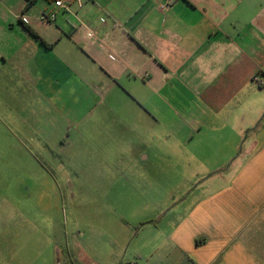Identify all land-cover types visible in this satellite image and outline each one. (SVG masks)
<instances>
[{"label": "crops", "instance_id": "1", "mask_svg": "<svg viewBox=\"0 0 264 264\" xmlns=\"http://www.w3.org/2000/svg\"><path fill=\"white\" fill-rule=\"evenodd\" d=\"M65 1L45 22L52 0H0V110L96 168L220 178L176 228L177 253L264 264V0Z\"/></svg>", "mask_w": 264, "mask_h": 264}, {"label": "rangeland", "instance_id": "2", "mask_svg": "<svg viewBox=\"0 0 264 264\" xmlns=\"http://www.w3.org/2000/svg\"><path fill=\"white\" fill-rule=\"evenodd\" d=\"M7 114L0 110V243L13 264L191 263L173 234L220 178L192 184L191 172L156 180L96 168L76 148L46 151L21 113Z\"/></svg>", "mask_w": 264, "mask_h": 264}, {"label": "built area", "instance_id": "3", "mask_svg": "<svg viewBox=\"0 0 264 264\" xmlns=\"http://www.w3.org/2000/svg\"><path fill=\"white\" fill-rule=\"evenodd\" d=\"M54 3V10H52L50 13L43 14L42 19L45 22H52L56 20L57 17V12L59 10H70L72 2H66L65 0H52ZM82 1L83 0H75L74 2L78 5V7L82 6ZM174 3V0H167L164 4H162V9L163 10H169ZM88 37L90 38H95V34L93 31L88 32ZM255 81L259 82L258 78H255Z\"/></svg>", "mask_w": 264, "mask_h": 264}]
</instances>
